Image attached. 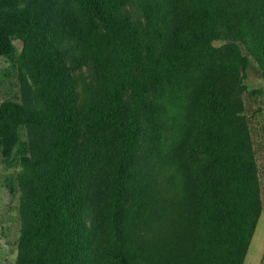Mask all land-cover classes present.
<instances>
[{"label":"trees","instance_id":"16d2710c","mask_svg":"<svg viewBox=\"0 0 264 264\" xmlns=\"http://www.w3.org/2000/svg\"><path fill=\"white\" fill-rule=\"evenodd\" d=\"M130 2L0 0L15 264L245 263L263 205L241 44L264 74V0H140L136 20ZM177 97L188 111L149 180L142 139Z\"/></svg>","mask_w":264,"mask_h":264},{"label":"rangeland","instance_id":"374dc122","mask_svg":"<svg viewBox=\"0 0 264 264\" xmlns=\"http://www.w3.org/2000/svg\"><path fill=\"white\" fill-rule=\"evenodd\" d=\"M133 20L143 19L140 0H131L125 6ZM72 38H67V46L75 45ZM226 43L224 40L216 41V46ZM17 53L22 50V42L15 39ZM243 55L249 59L248 66L242 71L245 90L242 99L245 105V117L249 125L254 145L255 157L258 166V175L261 184L262 213L253 235L251 245L244 264H264V74L248 50L241 44ZM82 70L89 77L92 70L83 66ZM18 70L13 61L7 57H0V103L6 98L18 97ZM81 89V86H80ZM188 106L181 105L178 97L166 104L163 121L159 116L156 137L151 140V127L148 135L142 139L141 168L149 180H162L164 165L160 158L174 142L173 131L178 133L182 127L179 122L184 121ZM161 124V125H160ZM16 169L3 161L0 151V264H15L18 254V239L20 235L21 219L19 214V194L12 195L6 185L8 179L14 178Z\"/></svg>","mask_w":264,"mask_h":264}]
</instances>
